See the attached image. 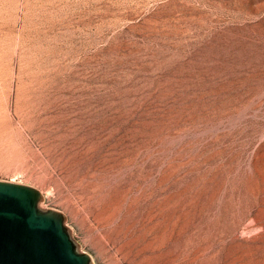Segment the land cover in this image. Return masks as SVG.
Here are the masks:
<instances>
[{"label":"rangeland","instance_id":"374dc122","mask_svg":"<svg viewBox=\"0 0 264 264\" xmlns=\"http://www.w3.org/2000/svg\"><path fill=\"white\" fill-rule=\"evenodd\" d=\"M0 181L91 264H264V0H0Z\"/></svg>","mask_w":264,"mask_h":264},{"label":"water","instance_id":"95a60500","mask_svg":"<svg viewBox=\"0 0 264 264\" xmlns=\"http://www.w3.org/2000/svg\"><path fill=\"white\" fill-rule=\"evenodd\" d=\"M40 192L0 181V264H91L56 210H39Z\"/></svg>","mask_w":264,"mask_h":264}]
</instances>
